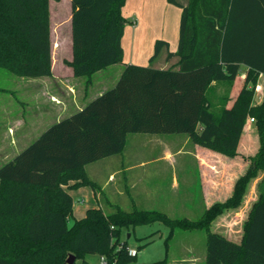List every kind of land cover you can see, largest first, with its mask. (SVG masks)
Instances as JSON below:
<instances>
[{
  "label": "trees",
  "instance_id": "obj_1",
  "mask_svg": "<svg viewBox=\"0 0 264 264\" xmlns=\"http://www.w3.org/2000/svg\"><path fill=\"white\" fill-rule=\"evenodd\" d=\"M126 1L70 0L72 59L64 64L74 77L86 79V88L96 73L123 63ZM167 1L181 9L177 51L166 56L167 62L178 58L177 69L125 65L112 89L52 124L0 166V264H66L70 255L82 264L87 255L104 256L108 264H166L165 259L138 263L122 238L123 230L156 222L169 229L166 252L174 230H204V264H264V97L253 103L257 79L264 77V0H188L186 6ZM50 32L49 0H0V69L20 78L51 77ZM163 48L167 42L155 41L150 63ZM242 67L243 85L231 105L227 100L213 112L206 96L210 86L228 83L231 90ZM249 118L256 121L257 154L231 196L197 220L118 206L111 213L92 208L84 218H73L65 187L97 191L85 167L121 154L129 135L184 134L192 144L232 159ZM259 174L258 198L240 243L212 232L213 222L242 206Z\"/></svg>",
  "mask_w": 264,
  "mask_h": 264
},
{
  "label": "rangeland",
  "instance_id": "obj_2",
  "mask_svg": "<svg viewBox=\"0 0 264 264\" xmlns=\"http://www.w3.org/2000/svg\"><path fill=\"white\" fill-rule=\"evenodd\" d=\"M177 1L183 4L187 0ZM49 16L51 31V59L52 65L54 66V73L56 75L66 76L67 72L62 71V64H64V61H68L72 55L70 50L69 24L71 20L70 0H49ZM122 16L127 22L122 38V48L125 60H129L130 57H133L136 62L134 64L136 65L153 66L154 64H151L149 59L154 52L153 45L155 41H168L172 44L178 36L180 9L177 6L169 4L167 0H140V2L138 0H127L122 9ZM137 38H139L138 42L140 45L134 46V40ZM155 65L160 67L167 66L164 64L162 57L157 59ZM121 69L122 65L117 64L112 68L95 74L92 78L93 83L87 90L85 88L86 79L78 78L76 81L81 84V87H79L78 99L82 101V93H86V102L89 103L97 98L100 95V92L104 93L105 91L112 89L117 83L116 72ZM245 72V68L242 67L238 76L239 80L236 81L231 90L228 83H212L206 96L213 112L221 110L227 100H229L228 106L231 105L232 100L243 85L242 81ZM27 80L28 79L26 78L17 77L4 69H0V89L6 91L5 93H0V111L3 107H6L10 112L12 120L19 117L21 118L24 113V103L26 102V98L24 97L22 90L24 81ZM256 83L253 103L259 105L262 103L264 97V77H259ZM251 87L252 86L250 85L249 88ZM45 109H47V107H45ZM1 121L0 116V122ZM54 123H56L54 119L47 120L42 128L33 135L31 142L36 140ZM154 137L161 139H175V141L169 144V146H171L170 151L176 153V148L182 146L180 148L181 154L176 156L181 162L176 167V171L169 169L167 166L161 165H151L147 167L148 170L155 171L160 169L165 171L161 173H152L148 181L151 185L155 184L160 186L162 194L161 196L153 197L146 203L143 202V199H138V208L157 210L163 212L172 219H181L187 216L190 219L197 220L201 216L200 213H196L195 211H193L191 215H184V213H182V209H184L183 204L185 202H188L190 199L195 203L199 201L198 196L200 188L197 183V166L193 159L195 156L204 160L208 158H213L215 160L214 153L216 152L205 148V150L212 152V154L207 155L200 151L194 152L193 144L191 142L185 144L182 142L186 137L184 134H131L127 137L124 152L121 155L115 156V159L120 158L128 161L130 159L149 160L151 158L161 157L163 155L161 146L148 145L146 141H143L146 138ZM259 146L256 121L249 118L246 121V129L240 148L237 151L236 156L232 158L234 162L233 167H230L232 171H229V176L226 172L227 169L222 167L220 162L214 163L212 166H206L208 168V174L211 171L214 173V176L219 174L222 177V180L218 181V190L214 197L215 203H222L231 196L235 182L245 174L250 166L251 158L257 154ZM220 155L222 159L227 157L222 154ZM88 169L91 168L89 167ZM173 177L178 178V189H174L172 185ZM262 177L263 174H259L258 177L252 180L248 185L245 203L240 207L241 209L223 215L221 218L213 222L211 229L212 232H221L223 230L227 231L226 233L230 234L232 237H237L239 235V227L247 214V210H245L247 208L244 207H250L252 205L251 203H253L252 201L258 196L257 187ZM231 184L232 189H230ZM229 190H231V192L229 197H227ZM185 196H187V198ZM120 208L124 211L132 210V204L127 196L121 198ZM72 223L73 219H70L69 225ZM130 233L131 237L127 239V235ZM130 233H128V230H123L122 235V238L127 240L129 248L137 249L139 246H143L141 249L142 251L140 250L138 252V263H154L165 259L167 261L166 264H185V262L191 258L189 257L190 254L187 251V246L192 245L193 248H196L198 256L196 264H204L206 254V232L204 230L191 232H185L178 229L174 230L168 243V252H166L164 242L169 234V229L163 224L156 223L148 226H140L135 228L134 232L131 231ZM188 239H195V241L192 243ZM145 243L147 244L144 246ZM84 260L87 264L99 263L97 255H87ZM75 264H82V262L79 260Z\"/></svg>",
  "mask_w": 264,
  "mask_h": 264
},
{
  "label": "crops",
  "instance_id": "obj_3",
  "mask_svg": "<svg viewBox=\"0 0 264 264\" xmlns=\"http://www.w3.org/2000/svg\"><path fill=\"white\" fill-rule=\"evenodd\" d=\"M138 1L140 2V0ZM176 2L181 6H186L188 0L185 1L183 4L179 3L177 0ZM180 15H181V9H180ZM69 24H70V50L72 54L71 20ZM138 39L139 38L134 40L133 43L134 46L140 45ZM165 42L168 43V49L163 48L157 59L159 57H162V59L164 60V64L167 66L165 67L156 66L155 65V62L157 61L156 59L153 63H151L154 64L151 67L155 69H177L176 67H177L178 58L173 57L170 61L167 62L166 56L168 51L171 53H176L178 47V36L172 44L168 41ZM71 59H72V55L71 58L68 59V61H71ZM134 63L136 62L133 57H130L129 60H125V56H124L123 63L121 64L122 69L116 72V80L119 79L125 65H129V64L136 65ZM112 67L113 66L109 68ZM62 71L67 72L66 76L56 75L54 73V66L52 65L51 77H43V78H35V79L26 78L28 80L24 81L23 90H22L23 95L26 98V102L24 103L25 109L21 118L19 117L15 120H12L9 110H7L6 107H3L1 109L0 111V116L2 120L0 122V165L1 166L6 162L10 161L11 159H13L18 153H20L23 149H25L31 143V140L33 139L32 138L33 135H35V133H37L42 128V126L44 125V123H46L47 120L54 119L56 122H58L63 118L68 117L73 113L81 110L86 105L87 103L86 93L84 94L82 93V98H83L81 99L82 101L78 99L79 87H81V84L76 81L78 78L73 76L72 69L67 65L62 64ZM88 88H86V90ZM101 94L102 92H100V95ZM45 107H47V109H45ZM143 141H146L148 145L161 146L163 155L161 157L151 158L149 160L130 159L128 161H125L124 159H120V158L115 159V156L121 155L124 152L123 150L121 154L104 158L100 161H97L85 167V171L88 178L98 186L97 191H93L90 187H80L78 189H71L65 187L67 193L71 196L73 200L74 219L79 220L84 218L86 212L92 208H101L103 212L111 213L113 211L112 207L118 206L120 208V201L123 196H127L130 199V202L132 204V209H139V210H145L146 208L145 209L138 208L137 206L138 199H143V202L146 203L155 196H161L162 194L161 187L155 184L151 185L148 181L152 173H161L165 171L160 169H157L155 171L148 170L147 167L151 165H156V166L161 165V166H167L169 167V169L176 171V167L181 162V160L176 158V156L181 154L180 148L182 146L176 148L177 149L176 153H172L170 151L171 146H169V144L175 141V139H161L154 137V138H146ZM182 142L185 144L191 141L186 136L182 140ZM193 151L194 152L200 151L201 153L203 154L206 153L207 155L212 154V152H209L204 148H201L194 144H193ZM214 156H215L214 158H216L215 160L213 158H208L204 160L194 156L193 160L195 162V165L197 166L196 169L197 183L200 188V193L198 196L199 201L195 203L194 201H191L192 199H190L188 200V202H185L183 204L184 209H182V213H184V215H191L193 211H195L196 213H200L202 215L207 208H209L213 203H215L214 197L216 196L215 193L218 190L217 189L218 181H221L222 177L219 174H216L214 176V173L211 171L208 174V168L206 166H212V164L220 162V165L227 169L226 172L228 176L230 173L229 171H232L230 167H233V162H234L233 159L227 157H225V159H222L221 155L217 153H214ZM220 165L218 166L221 167ZM89 167L91 169H88ZM73 184L74 182H70L69 186H72ZM232 184L230 189H232ZM172 185L174 189L179 188L178 178L173 177ZM230 192L231 190H229L227 197H229ZM185 197L187 198V196ZM245 197L242 205L245 203ZM257 198L258 196H256L255 200L252 202L254 203L257 200ZM251 206L244 207L247 208L245 209L247 210V214L241 222V225L239 227V235L237 237H232L230 234L226 233L227 231H223V230L221 232H215V231L214 232L224 236L228 240H231L235 243H240L242 238V226L247 219ZM231 212L234 211H227L224 213V215L229 214ZM185 218L188 220H193L188 218L187 216H185ZM128 235H130L131 237V233ZM195 239L192 240L188 239V240L193 243ZM187 251L190 254L189 257L191 258H189L190 260L185 262V264H196L197 263L196 261L198 260L196 248H193L192 245L191 246L188 245ZM204 262H205V258H204Z\"/></svg>",
  "mask_w": 264,
  "mask_h": 264
},
{
  "label": "built area",
  "instance_id": "obj_4",
  "mask_svg": "<svg viewBox=\"0 0 264 264\" xmlns=\"http://www.w3.org/2000/svg\"><path fill=\"white\" fill-rule=\"evenodd\" d=\"M120 248H121V246L118 247V249H120ZM128 255L131 257H137L138 256L137 249L128 248ZM99 264H108V262L104 256L99 257Z\"/></svg>",
  "mask_w": 264,
  "mask_h": 264
},
{
  "label": "water",
  "instance_id": "obj_5",
  "mask_svg": "<svg viewBox=\"0 0 264 264\" xmlns=\"http://www.w3.org/2000/svg\"><path fill=\"white\" fill-rule=\"evenodd\" d=\"M130 235H127V238H129ZM75 263V257L73 255H70L68 259L66 260V264H74Z\"/></svg>",
  "mask_w": 264,
  "mask_h": 264
}]
</instances>
